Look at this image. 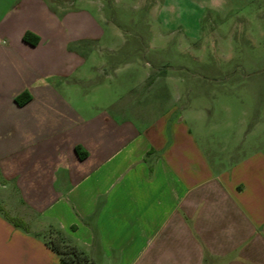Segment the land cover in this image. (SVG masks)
<instances>
[{"label":"crops","instance_id":"obj_1","mask_svg":"<svg viewBox=\"0 0 264 264\" xmlns=\"http://www.w3.org/2000/svg\"><path fill=\"white\" fill-rule=\"evenodd\" d=\"M105 10L0 0V264H59L55 232L83 264H264V151L216 152Z\"/></svg>","mask_w":264,"mask_h":264},{"label":"rangeland","instance_id":"obj_2","mask_svg":"<svg viewBox=\"0 0 264 264\" xmlns=\"http://www.w3.org/2000/svg\"><path fill=\"white\" fill-rule=\"evenodd\" d=\"M105 6L127 35L114 41L106 27L108 45L146 53L163 66L166 96L159 99L204 112L194 127L213 136L216 152L230 151L236 139L244 156L264 151V0H105Z\"/></svg>","mask_w":264,"mask_h":264},{"label":"trees","instance_id":"obj_3","mask_svg":"<svg viewBox=\"0 0 264 264\" xmlns=\"http://www.w3.org/2000/svg\"><path fill=\"white\" fill-rule=\"evenodd\" d=\"M24 41L27 43H30L31 45H35L38 41V38L34 35H31L30 33H26L24 35ZM30 97L28 96V94H24L23 96H20L16 102L18 104L24 103L29 101ZM59 236V235H58ZM63 240L65 242V246L67 247L66 250H62L64 249V247L62 246V241ZM56 242H50V247L59 255V259L60 262L59 264H83L85 261V258L83 257V255L78 252L75 248L71 247L65 240L64 237H62L61 235L59 236V238H57V240H55Z\"/></svg>","mask_w":264,"mask_h":264}]
</instances>
